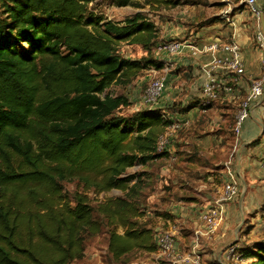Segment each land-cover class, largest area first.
I'll return each instance as SVG.
<instances>
[{
    "label": "trees",
    "instance_id": "16d2710c",
    "mask_svg": "<svg viewBox=\"0 0 264 264\" xmlns=\"http://www.w3.org/2000/svg\"><path fill=\"white\" fill-rule=\"evenodd\" d=\"M107 1L138 7L134 0ZM95 2L0 0V264L82 258L86 236L101 230L86 192L130 190L134 176L126 170L164 154L156 151L170 123L164 114L154 108L121 114L128 98L108 91L129 84L149 65L162 68V62L129 59L118 50L127 43L149 54L157 29L141 12L107 20ZM70 180L81 191L69 200L62 182ZM128 199L127 193L108 198L96 209L105 224L123 229L108 233L113 259L156 248ZM241 253L248 264H264V242Z\"/></svg>",
    "mask_w": 264,
    "mask_h": 264
},
{
    "label": "crops",
    "instance_id": "0c3cea01",
    "mask_svg": "<svg viewBox=\"0 0 264 264\" xmlns=\"http://www.w3.org/2000/svg\"><path fill=\"white\" fill-rule=\"evenodd\" d=\"M257 4L261 6L262 0H257ZM222 25H201L196 29L195 39H184L183 42H194L202 47L215 41H226L230 27L227 23L225 28ZM242 31L243 25L237 20L235 40L240 46L244 73L231 101L216 100L206 107L199 104L204 81L201 66L209 61L208 53L192 54L185 48L171 59L167 57L169 54L161 59L168 64L167 73L162 97L153 108L159 109L170 124L178 126L171 130L170 125L166 128L164 154L140 169L143 178L152 167L156 169L153 171L158 170L153 177L155 190L144 200V218L151 217V223L144 227L151 230L155 241L157 233L169 222H176L175 249L183 254L192 244V232L199 225V211L212 203L226 181L223 165L234 148L231 168L238 180V193L225 204L223 220L216 232L200 239L197 250L202 264H227L225 248L232 243L240 245L239 240L244 235H253L252 230L241 234L239 226L256 227L264 207V91L260 98L251 102L236 138L232 132L238 101L246 94L250 80L262 75L259 53L257 58L242 42ZM255 241L264 242V239L249 240ZM142 254L144 259L134 261L152 259L154 251ZM248 263L245 259L239 264Z\"/></svg>",
    "mask_w": 264,
    "mask_h": 264
},
{
    "label": "rangeland",
    "instance_id": "374dc122",
    "mask_svg": "<svg viewBox=\"0 0 264 264\" xmlns=\"http://www.w3.org/2000/svg\"><path fill=\"white\" fill-rule=\"evenodd\" d=\"M145 1L146 0H134L138 7L134 5L117 7L107 0H96L94 7L95 11L103 15L107 20L113 22H121L123 19L132 16L136 12L144 13L147 19L153 22L157 29L158 38L156 40V46H162L170 42H183L184 39H193L195 37L196 29L201 25L222 23V28H225L226 22L221 20L218 15L225 6L226 1H228L231 4V16L236 21V26L237 20L240 25H243L242 42L251 49L253 55L256 54L257 58L258 53L260 60L262 56L264 57V45L263 47H260L255 40V34L258 28H260L259 21L250 14L247 8L244 7L243 3H240V0H167L173 3L167 5H152ZM141 5L142 7L140 8L139 6ZM156 46L151 49L149 54H147L146 51L138 45L127 43H121L119 45V53L126 58L140 59L145 57L147 60L154 61L155 63L162 62L163 64L161 69L149 65L129 84L125 86H111L108 89L112 94H124L128 98L130 103L119 110L121 114H129L132 111H135V109L144 108L145 105L142 104V94L149 82L158 75H163L165 77L167 72L164 67H166L165 64L167 66L168 64L167 62L164 63L161 59L166 58V54L162 53V51L156 52ZM172 55L174 54H169L167 57L171 59ZM169 72H173V70ZM161 97L157 102H159ZM141 167L142 165H135L127 170V174L134 176L129 183L130 190L122 192L118 189H111L99 194H94L91 190L86 192L89 205L92 207V217L101 224V230L95 235L86 236L82 258L74 260L71 264H129L136 259L139 260L145 258L142 252L132 251L119 259H113L106 248L108 233L112 229H115L118 233H122L123 229L121 227H114L111 224H105V220L96 211L97 206L106 199L123 198L127 193L129 195L128 200L137 207V212L139 213V219H136L137 225L144 227L151 223V217L144 218V211L146 209L144 206V203L146 202H144V200L149 193L155 190L153 187V184L155 183L153 177L157 175L158 170L153 171L156 169H154L155 166L152 167L153 169L149 171L148 176L143 178L142 172H140ZM62 188L64 195L69 200L75 191H81L80 186H77L75 180L62 182ZM239 228L241 234H245L249 230L253 231L251 237H246L244 235V238L239 240L240 245L237 246L239 251L252 244L249 242L250 239H264V228L259 227L258 225L255 227L254 225L248 226L241 224Z\"/></svg>",
    "mask_w": 264,
    "mask_h": 264
},
{
    "label": "built area",
    "instance_id": "2783aa9c",
    "mask_svg": "<svg viewBox=\"0 0 264 264\" xmlns=\"http://www.w3.org/2000/svg\"><path fill=\"white\" fill-rule=\"evenodd\" d=\"M262 2L263 4L259 6L257 0H240V3H243L257 21H259L260 16L264 17V0H262ZM231 12V4L226 1L225 6L218 15L219 18L224 20L230 27V34L226 41H215L208 45H203L202 47H198L194 42H170L162 46H156V52L162 51V53L165 54H176L185 48L190 50L192 54H209V61L201 66L204 81L200 89L199 104L202 107H206L216 100L231 101L234 98L239 79L244 73L240 46L235 40L237 28L236 21L231 16ZM255 40L260 47H263L264 37L260 28H258L255 34ZM165 68L166 67H164V69ZM260 68L262 75L250 80L246 94L236 105V113L232 127L235 138L240 131L243 120L248 115L251 102L260 98L263 94V56L260 60ZM164 78L163 75H158L149 82L142 94V104L145 105L144 108L152 109L157 103L164 88ZM169 125L170 130L178 126V124L175 123H169ZM167 127H165L163 132L158 136L156 142L157 152L163 151L167 140L165 134ZM233 152L234 148L223 165L226 181L222 183L212 203L198 213L197 219L199 225L192 232V244L189 250L183 254H179L176 251L175 240L178 232V224L176 222H169L167 227L162 229L155 236L154 242L156 248L153 258L147 261H133L129 264H202L200 253L197 250L200 239L208 238L216 232L223 220L225 204L231 201L238 193V180L231 168ZM262 160V167L264 169V155ZM257 225L264 228V207L258 217ZM225 258L227 264H239L245 260L235 243L229 244L225 248Z\"/></svg>",
    "mask_w": 264,
    "mask_h": 264
},
{
    "label": "water",
    "instance_id": "95a60500",
    "mask_svg": "<svg viewBox=\"0 0 264 264\" xmlns=\"http://www.w3.org/2000/svg\"><path fill=\"white\" fill-rule=\"evenodd\" d=\"M259 24H260V29H261L263 37H264V17L263 16H260Z\"/></svg>",
    "mask_w": 264,
    "mask_h": 264
}]
</instances>
